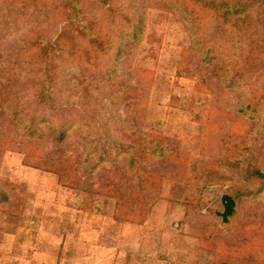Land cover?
I'll use <instances>...</instances> for the list:
<instances>
[{
  "label": "rangeland",
  "instance_id": "rangeland-1",
  "mask_svg": "<svg viewBox=\"0 0 264 264\" xmlns=\"http://www.w3.org/2000/svg\"><path fill=\"white\" fill-rule=\"evenodd\" d=\"M76 1L0 0V264H264V0Z\"/></svg>",
  "mask_w": 264,
  "mask_h": 264
},
{
  "label": "trees",
  "instance_id": "trees-1",
  "mask_svg": "<svg viewBox=\"0 0 264 264\" xmlns=\"http://www.w3.org/2000/svg\"><path fill=\"white\" fill-rule=\"evenodd\" d=\"M203 2H205L208 6H210L212 9H214L216 12L222 13L225 17H228V16L238 12V9L235 8V5H232V4L228 3L227 1L211 0V1H203ZM70 8L73 11V15L71 17L72 22H73V26H72L71 30L73 32H78V29H80V27H82L83 24H85L84 26L87 25L85 29H88V26H90V25H88V23H86L85 20L83 19L82 15H81V11L78 8L76 0H72V2L70 4ZM248 172H249V174H251L253 176L264 179V172L260 171L259 169L249 168ZM243 194L244 193L242 191L237 192L236 198L241 197Z\"/></svg>",
  "mask_w": 264,
  "mask_h": 264
},
{
  "label": "water",
  "instance_id": "water-1",
  "mask_svg": "<svg viewBox=\"0 0 264 264\" xmlns=\"http://www.w3.org/2000/svg\"><path fill=\"white\" fill-rule=\"evenodd\" d=\"M222 203L224 205V210L219 211L218 215H220L223 219V222H229L230 217H232L236 212V201L230 194H224L222 196Z\"/></svg>",
  "mask_w": 264,
  "mask_h": 264
}]
</instances>
